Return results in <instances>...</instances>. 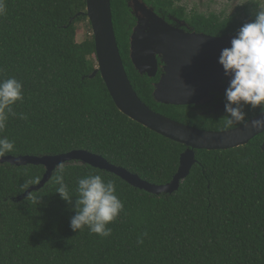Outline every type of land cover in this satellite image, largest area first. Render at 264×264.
Returning <instances> with one entry per match:
<instances>
[{"label":"trees","instance_id":"obj_1","mask_svg":"<svg viewBox=\"0 0 264 264\" xmlns=\"http://www.w3.org/2000/svg\"><path fill=\"white\" fill-rule=\"evenodd\" d=\"M244 1V0H243ZM258 1L247 0L230 17L253 21ZM0 15V79L15 77L24 100L14 105L0 136L15 142L4 156H57L82 150L137 175L149 184L171 182L185 147L129 120L115 107L96 68L92 35L77 42L86 0H4ZM113 30L128 79L151 111L190 127L203 121L186 107L154 101L155 79L140 76L129 58L134 18L127 0H110ZM172 0L153 7L171 9ZM182 11V10H181ZM223 12V11H222ZM235 13V14H233ZM233 14V15H232ZM236 17L238 19H236ZM25 114L28 119L20 118ZM257 137L226 151H195L196 164L172 195L136 190L114 175L79 164L63 166L73 203L58 193L55 177L27 199L42 166L0 164V264H264V149ZM99 174L117 187L124 204L107 238L87 228L74 232L76 182ZM147 233V235H143ZM138 237L143 243L137 242Z\"/></svg>","mask_w":264,"mask_h":264},{"label":"water","instance_id":"obj_2","mask_svg":"<svg viewBox=\"0 0 264 264\" xmlns=\"http://www.w3.org/2000/svg\"><path fill=\"white\" fill-rule=\"evenodd\" d=\"M81 15H84L90 24L96 57V68L88 78L93 79L99 74L115 107L121 114L149 131L184 146L185 151L179 157V166L171 182L161 186L149 184L129 171L111 165L103 157L82 150L57 156L0 157V164L15 167L42 166L45 170L37 185L27 189L13 201L21 202L32 192H38L50 181L60 165L68 164L89 166L114 175L130 187L150 195H172L179 190L181 183L189 176L192 167L196 164L195 151H226L239 148L264 132V128L256 129L252 126L253 120L264 119L261 114L236 129L209 132L184 125L151 111L138 98L126 74L113 30L110 0H86L85 12L79 13L75 18ZM156 22L161 20L152 16L146 21L138 20V26L130 42V61L140 76L145 75L153 79L157 75L159 66L156 55L160 56L163 74L153 86L152 93L156 103L177 107L197 104L206 96L205 91L199 89V86L203 84V77H198L194 71L196 61L191 57L193 51L186 50L184 46H189L194 43L192 39L200 37H184L181 40L169 34L157 37L154 32L161 28L154 24ZM213 41L219 45L231 42L227 39Z\"/></svg>","mask_w":264,"mask_h":264},{"label":"clouds","instance_id":"obj_3","mask_svg":"<svg viewBox=\"0 0 264 264\" xmlns=\"http://www.w3.org/2000/svg\"><path fill=\"white\" fill-rule=\"evenodd\" d=\"M255 18L245 23L231 40V47L224 48L218 59L224 74L229 78L225 90V113L223 120L226 128L237 124H247L246 108L259 109L264 116V2L256 4ZM6 12L4 0H0V15ZM23 85L15 77L0 79V131L7 124L9 116H16L14 105L23 102ZM20 118L27 120L25 114ZM253 128H264V119L252 121ZM15 142L6 136H0V156L11 153ZM55 177L58 185L56 193L65 202L72 204L73 197L65 183L63 166ZM75 215L70 220L72 231L84 228L90 234L107 238L111 236L109 227L124 209V204L116 195L117 187L111 180L107 182L99 174L86 175L76 182ZM143 235H147L144 233ZM138 243L143 239L138 237Z\"/></svg>","mask_w":264,"mask_h":264},{"label":"flooded vegetation","instance_id":"obj_4","mask_svg":"<svg viewBox=\"0 0 264 264\" xmlns=\"http://www.w3.org/2000/svg\"><path fill=\"white\" fill-rule=\"evenodd\" d=\"M155 1L156 0H127V6L134 18V24L128 41L129 53L131 37L134 30L138 26V20L146 21L151 16L161 20V22L154 23L161 28L160 30L154 32L157 37H161L164 34H169L177 40H181L184 37H200L192 39L194 43L184 47L186 50L193 51L191 57L196 61L194 71L198 77H203V84L199 86V89L205 91L206 96L197 104L180 107H186L190 115L195 118H199V120H203L198 127H193L199 130L223 132L243 126L244 124H237L231 128H226L223 120H221L226 115L225 90L229 86V78L225 76L222 66L218 63V59L222 49L231 47V42L219 45V43L214 42L213 40H232L243 24L250 23L252 21L237 20L232 22L225 29L224 24L221 22L194 21L193 18L197 15H202L201 12H203V10L200 12L199 8L196 7L186 10L183 6L177 5V2H181L182 0L173 1L171 9L167 10L161 7H153ZM243 2H245V0L238 3V8ZM204 7V17L212 14L222 21L223 18L230 17L231 15L230 10L225 9L224 7H221L220 9L218 8V11H213L209 4L204 5ZM235 8L234 12L238 9L237 6ZM236 19L238 18L236 17ZM180 47L183 46L180 45ZM156 57L159 62V66L157 75L153 78L156 80L152 83L153 86L159 81L163 74V64L161 63V58L158 54ZM245 111L247 113L246 120L248 122L260 115L259 109L252 110L250 108H246ZM257 137H260L262 140L261 148L264 149V132L255 138Z\"/></svg>","mask_w":264,"mask_h":264},{"label":"rangeland","instance_id":"obj_5","mask_svg":"<svg viewBox=\"0 0 264 264\" xmlns=\"http://www.w3.org/2000/svg\"><path fill=\"white\" fill-rule=\"evenodd\" d=\"M172 1L175 2L177 0H172ZM241 1L243 0H240V2ZM254 1H258L259 3L264 2V0H254ZM240 2L239 0H182L181 2H177V5L183 6L186 10H190L191 8L194 7L199 8L200 12L203 10V12H201L203 15L205 13L204 5L206 4H209V6L212 7L213 11H218L217 9L218 8L220 9L221 7H224L225 9H228L230 11H235L236 9L235 7L237 6L238 8V3ZM82 25L84 26H82V28L78 31L77 34L78 43H81L85 37H89L92 35V31L90 32L87 27V22H83Z\"/></svg>","mask_w":264,"mask_h":264}]
</instances>
